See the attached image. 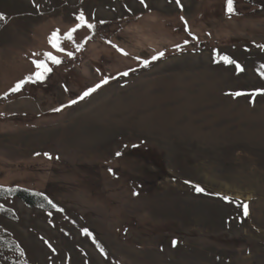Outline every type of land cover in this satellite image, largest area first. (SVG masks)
Here are the masks:
<instances>
[{"label": "rangeland", "instance_id": "rangeland-1", "mask_svg": "<svg viewBox=\"0 0 264 264\" xmlns=\"http://www.w3.org/2000/svg\"><path fill=\"white\" fill-rule=\"evenodd\" d=\"M233 2L0 0V264H264V10Z\"/></svg>", "mask_w": 264, "mask_h": 264}, {"label": "snow or ice", "instance_id": "snow-or-ice-1", "mask_svg": "<svg viewBox=\"0 0 264 264\" xmlns=\"http://www.w3.org/2000/svg\"><path fill=\"white\" fill-rule=\"evenodd\" d=\"M176 2L179 4L180 0H176ZM141 3H143V0H141ZM226 5H227V11L229 13L233 12V0H226ZM5 19V17L3 15H0V20ZM76 19L79 21L78 24H76V26L74 28L69 29L67 32H65L63 35L60 34V30L56 29L54 30L50 36L48 37V42L51 44V46L56 49L57 52H65V54L69 57L73 56V53L70 51H65L64 48L61 47V43L65 40L67 41H71L75 44L74 41V33L80 29V28H87V29H94L95 25L89 23L84 14L80 13ZM75 47L77 49V51L80 50V48L82 47V45L80 44H75ZM179 47V45L177 46ZM122 51V50H121ZM46 56L47 60H50L52 64H57L59 65L62 61L56 56L53 55L51 52H47L44 54ZM164 55L163 52L158 53L157 56H153L152 59H158L160 57H162ZM223 60L225 63H235L233 60H231L229 57L225 56L223 57ZM35 63V67H36V71L35 73H33L31 76L19 81L18 83H16L15 87L13 88V91H17L19 90L25 83L29 82V81H42L46 74L49 73L51 71V68L48 66V64L46 63L45 60H37L34 61ZM147 61H145V65H147ZM236 68L239 71H243V69L240 67L239 64H236ZM124 75H127V73H124ZM104 83H107V81L105 80ZM100 87V84H97L95 87L93 88H88L86 91L83 92V94L80 96V99H83L84 97H87L88 95H90L92 92L96 91L97 88ZM233 95L239 96L241 95V93L237 92L234 93ZM77 101L76 100H72L69 103L70 104H75ZM60 109H56V111H59ZM47 155V154H46ZM117 155H119V153H117ZM196 191L198 192H202L203 189L200 188L199 186H196ZM223 199L228 200L229 198L227 196L223 197ZM49 203H51V201H49ZM53 207H55V205H53ZM243 211L244 214L247 215L248 214V206L247 204H243Z\"/></svg>", "mask_w": 264, "mask_h": 264}, {"label": "trees", "instance_id": "trees-1", "mask_svg": "<svg viewBox=\"0 0 264 264\" xmlns=\"http://www.w3.org/2000/svg\"><path fill=\"white\" fill-rule=\"evenodd\" d=\"M258 1V9L256 10L257 12H260L264 10V3L262 0H257ZM233 14L238 13L237 8L235 6V3L233 2ZM8 195H14L17 198H19L26 206L29 208H39L42 210H50L53 208L52 204L49 203L48 195L39 193V192H32L23 188H10V190L5 191ZM5 211L0 212V215L6 216Z\"/></svg>", "mask_w": 264, "mask_h": 264}, {"label": "bare ground", "instance_id": "bare-ground-1", "mask_svg": "<svg viewBox=\"0 0 264 264\" xmlns=\"http://www.w3.org/2000/svg\"><path fill=\"white\" fill-rule=\"evenodd\" d=\"M189 119V118H188Z\"/></svg>", "mask_w": 264, "mask_h": 264}]
</instances>
